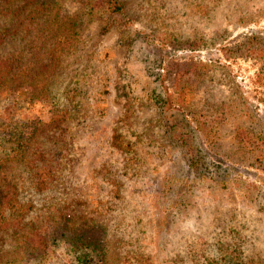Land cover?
<instances>
[{
  "label": "rangeland",
  "instance_id": "374dc122",
  "mask_svg": "<svg viewBox=\"0 0 264 264\" xmlns=\"http://www.w3.org/2000/svg\"><path fill=\"white\" fill-rule=\"evenodd\" d=\"M120 1L125 28L103 32L96 12L81 17L79 49L63 58L53 84L66 123L49 127L39 102L18 114L33 132L31 148L59 178L40 192L25 165L10 162L0 187L15 183L19 199L33 205L29 218L42 214L47 229L62 210L73 224L102 223L108 264H209L229 250L264 264V59L251 52L264 45V0ZM68 6L79 8L76 0ZM4 14L0 37L13 26ZM142 32L160 42L159 52ZM185 38L195 49L179 44ZM4 39L0 56L22 46ZM191 54L216 60L193 67ZM161 97L191 126L169 132ZM5 98L0 91V114ZM69 232L54 229L57 238ZM64 261L52 247L39 263L13 228L0 230V264Z\"/></svg>",
  "mask_w": 264,
  "mask_h": 264
},
{
  "label": "trees",
  "instance_id": "16d2710c",
  "mask_svg": "<svg viewBox=\"0 0 264 264\" xmlns=\"http://www.w3.org/2000/svg\"><path fill=\"white\" fill-rule=\"evenodd\" d=\"M77 11L71 12L68 0H4L0 1V13L8 15L13 26L1 29L0 45L5 43L6 36H13L22 41V46L8 50L0 56V91L6 97V103L0 114V140L7 136L8 150L0 158V169L11 163H22L31 179V184L39 191L51 185L59 178L58 170L46 159L45 153L31 148L33 132L23 119L18 117L25 104L41 103L48 109L50 127H62L66 123L69 112L55 99L53 84L63 66V58L77 51L80 45L81 17L99 16L101 30L109 31L114 27H127L129 18L124 13L125 6L120 0H76ZM143 39L150 42L159 52L160 42L148 32L141 33ZM197 42V41H196ZM179 44H187L195 49V41L187 39ZM219 49V48H217ZM258 59H264V45L252 49ZM168 53V52H167ZM193 67L207 66L212 56L190 55ZM162 67V65H160ZM162 69L158 77H163ZM163 79V78H162ZM173 105V104H171ZM160 120L168 125L167 130L177 123L189 125L178 110H171L167 98L161 97L159 104ZM115 145L125 149L122 144ZM15 183L8 180L0 187V230L13 228L19 246L26 253L39 257V263L47 258L52 247H59L65 256L64 264H108L109 259L104 251V231L99 221L88 218L81 223H72V217L62 210L59 227L68 228L71 232L56 237L52 226L47 229L42 219L29 218V210L33 205L29 201L19 199ZM252 201H256L253 196ZM93 220V221H92ZM12 262V261H11ZM260 260H245L232 250L216 256L209 264H259Z\"/></svg>",
  "mask_w": 264,
  "mask_h": 264
}]
</instances>
